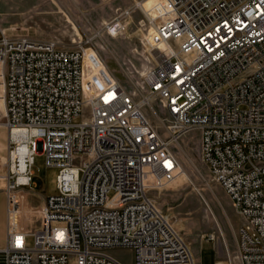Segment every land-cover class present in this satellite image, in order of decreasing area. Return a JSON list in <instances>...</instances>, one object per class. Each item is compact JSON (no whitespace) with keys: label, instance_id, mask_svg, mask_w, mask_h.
I'll list each match as a JSON object with an SVG mask.
<instances>
[{"label":"built area","instance_id":"1","mask_svg":"<svg viewBox=\"0 0 264 264\" xmlns=\"http://www.w3.org/2000/svg\"><path fill=\"white\" fill-rule=\"evenodd\" d=\"M153 10L150 63L128 87L88 38L69 46L0 25L9 129L0 264H124L110 252L119 247L133 250L134 264H196L152 195L179 174L173 146L192 130L244 218L240 264H264V0H159ZM39 147L59 170L47 196L33 186Z\"/></svg>","mask_w":264,"mask_h":264},{"label":"rangeland","instance_id":"2","mask_svg":"<svg viewBox=\"0 0 264 264\" xmlns=\"http://www.w3.org/2000/svg\"><path fill=\"white\" fill-rule=\"evenodd\" d=\"M140 1L148 11L141 7ZM158 1L0 0V25L9 34L58 39L69 46L76 45L74 40L88 38L90 43L87 46L96 50L104 65L107 64L117 79L128 87L131 86L130 78L139 80L141 72L150 63L144 42L151 28L149 16L155 13L151 5ZM117 20H122L123 26L117 34H111L107 31V25ZM91 50L88 48L87 54ZM84 83L87 88V78ZM153 106L161 112L158 101ZM146 109L151 119L160 125L157 116L149 107ZM5 121V112L0 107V247L4 244L6 233L3 177L7 169L5 160L9 129ZM173 147L180 160V172L166 188L152 192L156 203L190 244L196 264H240L237 236L244 218L201 159L199 131L192 130L184 134ZM32 169L34 190L39 195L58 192V167L46 164L41 147L35 153ZM41 203L40 197L30 198L31 207L37 208ZM33 238V234L28 236L29 244ZM110 252L124 264H134L132 249L119 247Z\"/></svg>","mask_w":264,"mask_h":264},{"label":"bare ground","instance_id":"3","mask_svg":"<svg viewBox=\"0 0 264 264\" xmlns=\"http://www.w3.org/2000/svg\"><path fill=\"white\" fill-rule=\"evenodd\" d=\"M137 1H138V0H137ZM140 2H141V1H140ZM140 5H141V7L144 8L146 11H148V10L146 9V5H145L143 2H141ZM151 7H154V4H152ZM145 13H146V12H145ZM155 15H156V12L154 13L153 16L150 14V16H149L150 20H152V18H153ZM152 29H153V26H152V28H151L150 30H152ZM144 35H145V33H144ZM145 36H146V35H145ZM0 107H1V108L3 109V111L5 112V98H4L3 90H2V95H1V97H0ZM13 134H14V136H16V137H24V136L26 135V131H25V130H20V129H14V130H13ZM8 138H9V137H8ZM177 143H178V142H177Z\"/></svg>","mask_w":264,"mask_h":264},{"label":"crops","instance_id":"4","mask_svg":"<svg viewBox=\"0 0 264 264\" xmlns=\"http://www.w3.org/2000/svg\"><path fill=\"white\" fill-rule=\"evenodd\" d=\"M2 239V234H0V240ZM1 242V241H0Z\"/></svg>","mask_w":264,"mask_h":264}]
</instances>
